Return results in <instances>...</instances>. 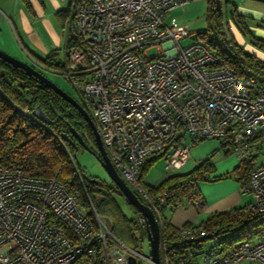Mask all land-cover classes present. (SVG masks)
I'll return each mask as SVG.
<instances>
[{"label": "built area", "instance_id": "built-area-1", "mask_svg": "<svg viewBox=\"0 0 264 264\" xmlns=\"http://www.w3.org/2000/svg\"><path fill=\"white\" fill-rule=\"evenodd\" d=\"M189 1L68 0L65 36L73 43L60 72L87 106L117 173L154 213L158 264H264V236L235 239L234 231L204 223L163 236L165 212L178 205L168 200L169 185L150 193L141 175L146 159L160 156L166 171L179 170L195 142L217 138L250 164L242 190L249 209L264 212V75L239 76L206 46L202 29L179 24L172 10ZM79 196L58 180L0 163V264L136 260L138 252L113 232V219L83 209ZM189 203L197 208L202 199ZM133 222L146 228L147 218L138 210Z\"/></svg>", "mask_w": 264, "mask_h": 264}, {"label": "trees", "instance_id": "trees-1", "mask_svg": "<svg viewBox=\"0 0 264 264\" xmlns=\"http://www.w3.org/2000/svg\"><path fill=\"white\" fill-rule=\"evenodd\" d=\"M55 15L58 19L64 20V17L69 15V4L66 9H58ZM205 15L208 24L202 28L200 36L220 61L239 76L264 75V60L240 46L228 30V23L231 20L247 42L264 50V37L256 35L249 27L252 18L241 14L237 5L233 4L227 11V18L223 24L222 13L217 12L215 0H208ZM257 24L259 28H264L260 22ZM224 25L227 29H224ZM211 27L212 38L207 35ZM72 43V40L65 36V47ZM26 51L46 69L58 72L65 67L57 48L51 49L44 56ZM80 104L89 113L87 106L83 102ZM37 107L43 112L46 120L36 116L34 111ZM23 109H26L27 113L23 112ZM72 129L76 130L87 145V139L94 141L89 125L77 108L53 89L38 82L34 76L0 58V163L17 166L28 175L53 178L63 183L69 191L79 192L78 201L81 207L89 211L92 206L98 213L109 215L113 219L114 232L115 215L118 211L114 209L110 195L114 191H120L112 181L109 183L83 175L74 154L78 141ZM90 149L96 154V151ZM158 157L160 156L144 161L141 168L142 178ZM249 168L250 164L241 162L230 172L211 177L214 166L207 157L188 172L167 176L156 187L145 182L144 184L150 193L163 191L169 185L168 200L177 206L189 203L193 198H201L197 189L200 181L233 176L239 181L241 188L244 187ZM130 205L137 214L138 210ZM201 206L202 204L197 208ZM126 222L127 232L138 229L146 233L145 227L136 226L133 218ZM200 223L219 225L221 231L232 230L235 232V239L246 241L264 236V212L251 210L248 204L213 213ZM176 232L177 227L172 225L168 218H163L162 235L173 238Z\"/></svg>", "mask_w": 264, "mask_h": 264}, {"label": "rangeland", "instance_id": "rangeland-1", "mask_svg": "<svg viewBox=\"0 0 264 264\" xmlns=\"http://www.w3.org/2000/svg\"><path fill=\"white\" fill-rule=\"evenodd\" d=\"M0 1L2 3L1 6L3 7L7 5V3L11 2V0ZM231 1L236 5H242L253 9L255 8L260 10L261 12H264V2L257 0ZM232 2H230V0H221L220 2V13H222L221 18L223 20V24H225L224 19L226 20L227 18L226 13L229 8H231ZM67 4L68 0L62 4V7L66 9ZM69 20V15L64 17V20H60V18H57V21L62 24L64 29L69 26ZM256 21L257 20H254L252 21V23L256 25ZM207 24L208 22L206 19V15L204 13H201L198 17L193 18L190 23V26L191 28H194V30H199L205 28ZM224 29H227L225 25ZM20 37L16 35V33L12 30L5 14L3 13V16H1L0 14V48L17 59L33 64L36 69L40 70L44 75H46L49 79L55 82L59 87L69 93L76 100L82 102L80 94L75 91L74 87L71 84V81L65 75H63L60 71L57 72L47 70L32 62L26 51L28 49L26 41L22 38V36ZM64 46L65 44L63 42L61 44L60 49H58L59 57L61 60H63L64 57ZM148 53L150 55L157 53V48L153 47L149 49ZM87 143L90 148L98 152L95 141L87 139ZM74 154L76 161L78 162V165L82 170L83 175L87 177L92 176L99 180H103L109 183L111 182L94 152L84 148L82 145L77 143ZM206 156H209V159L216 158L217 162L229 161L230 159H237V157L233 153L225 151L219 139L206 138L195 142L191 146L190 158L187 163H185V165H183V167L179 170L166 171L164 169V158L158 157L157 159H155L154 163L150 165V169L144 176L143 181L150 186L156 187L162 182L164 178L171 174L188 172L194 166H196L195 164L197 161L202 160ZM110 196L112 198L114 209L118 211V213H116L117 215H115V234L138 252L136 256L137 264H152L151 261L148 259L151 255L147 234L143 233L138 229H133L130 233L127 232L126 220H131L135 216L132 206L130 205V203H128L124 195L120 192L114 191L111 193ZM165 214L168 219L172 217L171 213L165 212Z\"/></svg>", "mask_w": 264, "mask_h": 264}, {"label": "crops", "instance_id": "crops-1", "mask_svg": "<svg viewBox=\"0 0 264 264\" xmlns=\"http://www.w3.org/2000/svg\"><path fill=\"white\" fill-rule=\"evenodd\" d=\"M65 1L67 0H11L4 7L0 1V14L3 16L4 13L16 35L25 39L27 50L44 56L51 49H60L63 42L65 44V29L55 15L58 9L63 8ZM207 6L208 0H190L184 7L174 8L171 14L179 24L194 30L190 26L191 21L201 13L205 14ZM207 157L209 156L205 158ZM202 160L197 161L195 165ZM210 161L214 166L211 177L230 172L238 165L237 159L217 162L216 158H211ZM197 189L203 202L202 206L198 209L186 202L178 205L170 212L172 217L169 221L172 225L177 227L186 222L200 223L213 213L246 205L251 199L233 176L200 181Z\"/></svg>", "mask_w": 264, "mask_h": 264}, {"label": "water", "instance_id": "water-1", "mask_svg": "<svg viewBox=\"0 0 264 264\" xmlns=\"http://www.w3.org/2000/svg\"><path fill=\"white\" fill-rule=\"evenodd\" d=\"M257 1L264 2V0H257ZM220 2L221 0H215L218 13H220V4H221ZM237 9L241 14L247 17L264 21V12H261L258 9H253L242 5H237ZM251 29L254 30L256 35L260 37H264V34L259 33L257 28L252 27ZM228 30L240 46H243L245 50H247L257 58L264 60V51H261L259 48L246 42L244 37L241 35V33L238 31V29L235 27V25L232 23L231 20H229ZM0 58L10 63L12 66L20 68L25 72H27L29 75L34 76L38 82L53 89L63 99L68 101L70 104H72L80 111V113L83 115L85 121L87 122L93 133L94 141L98 150V152H96L95 155L98 161L100 162V164L103 166L109 179L112 181V183L115 186H117V188L124 195L126 200L147 218V225L145 229L150 247V255H151L150 260L152 264H158L159 263V255H158L159 227L155 219L154 213L146 204L142 203L138 199L135 193L130 189V187L126 184V182L117 173L116 169L112 165L111 161L109 160L105 152L104 146L96 130L95 124L89 113L86 111V109L79 103L78 100L72 97L69 93H67L65 90L59 87L55 82L49 79L40 70L33 67L31 64L11 56L1 48H0ZM34 113L40 119L46 120V117L44 116L43 112L38 107L35 109ZM72 133L77 138V141L80 145L91 151L90 147L84 142V140L80 137V135L76 132L75 129H72ZM129 261L130 264H137L135 258L132 256L129 257Z\"/></svg>", "mask_w": 264, "mask_h": 264}, {"label": "flooded vegetation", "instance_id": "flooded-vegetation-1", "mask_svg": "<svg viewBox=\"0 0 264 264\" xmlns=\"http://www.w3.org/2000/svg\"><path fill=\"white\" fill-rule=\"evenodd\" d=\"M227 1H229V0H227ZM230 2H232L231 0H230ZM233 2H232V5H231V7L233 6ZM255 9V8H254ZM254 20H257V19H252V21H254ZM257 22H260L262 25H264V21H260V20H257ZM257 22H256V25L255 24H253V23H251V25H249V27L250 28H252V27H258L257 25ZM80 103V102H79ZM76 108V107H75ZM79 111V110H78ZM80 112V111H79ZM81 114V113H80ZM82 115V114H81ZM82 117H83V115H82ZM83 119H84V117H83ZM85 120V119H84Z\"/></svg>", "mask_w": 264, "mask_h": 264}, {"label": "bare ground", "instance_id": "bare-ground-1", "mask_svg": "<svg viewBox=\"0 0 264 264\" xmlns=\"http://www.w3.org/2000/svg\"><path fill=\"white\" fill-rule=\"evenodd\" d=\"M258 29V32L261 33V34H264V28H259V27H255Z\"/></svg>", "mask_w": 264, "mask_h": 264}]
</instances>
